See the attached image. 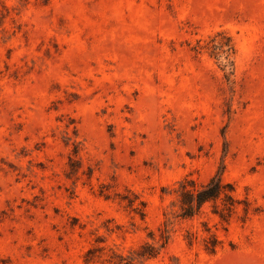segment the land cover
I'll return each instance as SVG.
<instances>
[{
  "label": "rangeland",
  "instance_id": "1",
  "mask_svg": "<svg viewBox=\"0 0 264 264\" xmlns=\"http://www.w3.org/2000/svg\"><path fill=\"white\" fill-rule=\"evenodd\" d=\"M0 264H264V0H0Z\"/></svg>",
  "mask_w": 264,
  "mask_h": 264
},
{
  "label": "trees",
  "instance_id": "2",
  "mask_svg": "<svg viewBox=\"0 0 264 264\" xmlns=\"http://www.w3.org/2000/svg\"><path fill=\"white\" fill-rule=\"evenodd\" d=\"M179 187L178 202L182 210L180 214L181 217L192 216L195 212L199 211L203 204L216 201L221 194H223L228 201L223 203L224 206L219 210L216 209L217 211L215 212H217L222 219L230 215L231 209L233 208V201H231V195L227 190H232V187L228 183L224 184L220 177L213 176L205 182H198L193 178H185L180 182ZM161 237L164 239L167 238L164 232L161 234ZM164 243L165 241L163 244ZM208 248L214 251L215 246L212 243V246ZM141 254L152 256L155 252L150 249L149 251H142Z\"/></svg>",
  "mask_w": 264,
  "mask_h": 264
}]
</instances>
